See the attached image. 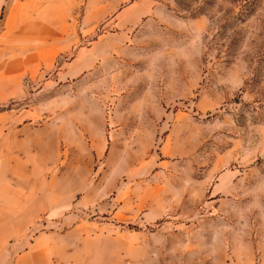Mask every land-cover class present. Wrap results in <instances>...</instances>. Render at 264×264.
<instances>
[{
    "label": "rangeland",
    "instance_id": "obj_1",
    "mask_svg": "<svg viewBox=\"0 0 264 264\" xmlns=\"http://www.w3.org/2000/svg\"><path fill=\"white\" fill-rule=\"evenodd\" d=\"M6 136L41 210L0 264L113 237L124 261L137 232L152 264H264V0H6Z\"/></svg>",
    "mask_w": 264,
    "mask_h": 264
},
{
    "label": "crops",
    "instance_id": "obj_2",
    "mask_svg": "<svg viewBox=\"0 0 264 264\" xmlns=\"http://www.w3.org/2000/svg\"><path fill=\"white\" fill-rule=\"evenodd\" d=\"M6 0H0V11L3 9ZM9 138L4 137L2 152L0 157V240H6L12 234H19L24 229V224L34 221L33 216L39 213L41 205L38 192L24 189L10 188L7 179V170H9ZM17 168H15L16 170ZM136 252L129 259L122 260V241L118 237L112 238V245L109 239L97 241V245L89 248L87 245L80 247L77 252L68 251L64 248V264H152L146 239L137 232ZM146 237V236H145ZM143 239V240H142ZM142 240V241H141ZM129 245V242H128ZM53 248L40 246L34 247L32 252L24 254L18 261V264H55L49 259V254ZM56 249V248H55Z\"/></svg>",
    "mask_w": 264,
    "mask_h": 264
}]
</instances>
